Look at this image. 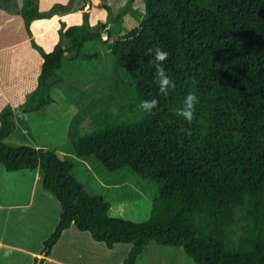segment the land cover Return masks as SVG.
Listing matches in <instances>:
<instances>
[{"label": "trees", "instance_id": "obj_1", "mask_svg": "<svg viewBox=\"0 0 264 264\" xmlns=\"http://www.w3.org/2000/svg\"><path fill=\"white\" fill-rule=\"evenodd\" d=\"M75 1L40 10L38 0H0V7L19 13L31 34L33 19L68 12ZM132 1L110 12L108 23L117 26L127 11L141 13ZM105 25L91 24L83 11L80 23L61 21L51 50L31 38L43 57L37 83L23 102L0 108V164L7 170L38 168L43 188L60 204L43 239L45 254L74 224L107 247L131 243L120 264H136L150 240L180 246L199 264H264V0H144L139 24L111 44L110 94L100 107L91 103L85 110L92 128L75 130L81 115H73L67 136L78 157H94L110 171L127 166L155 180L158 194L148 219L110 214L109 202L86 190L70 173L72 162L55 149L5 140L17 111L53 102L63 59L102 39ZM156 48L169 54L162 67L175 87L166 93L155 75ZM189 93L197 97L191 123L178 115ZM152 99L156 108H139ZM34 258L31 264H42Z\"/></svg>", "mask_w": 264, "mask_h": 264}, {"label": "rangeland", "instance_id": "obj_2", "mask_svg": "<svg viewBox=\"0 0 264 264\" xmlns=\"http://www.w3.org/2000/svg\"><path fill=\"white\" fill-rule=\"evenodd\" d=\"M125 2L126 0H98V3L97 0L95 2L94 0L74 2L73 9H78L79 13L88 11L91 24L107 21L108 25L100 26V29H103L102 39L87 41L77 57L63 59L58 69L62 75V81L51 88L55 103L50 104L49 107H54V110L23 112V118L16 116L17 126L5 140L11 144H38V146L55 149L64 159L72 162L70 173L83 183L86 190L102 195L109 202L110 214L139 222L150 216L152 200L158 194L155 180L148 177L142 178L127 166L110 171L94 157L80 158L74 153L73 145L67 136L70 121L76 113H79L81 117L74 129H79L82 133L90 130L92 128L90 113L85 110L91 108L89 107L91 103L94 104V108L100 107L104 104L105 95L110 94L108 85L112 81L114 59L111 44L127 29L138 25L144 12V0H133L131 6L139 9L141 13L138 12L137 16H134L131 11H127L117 26L110 21L108 23L109 19L112 21L110 12L114 14ZM13 37L16 36L13 35ZM6 40L7 38L1 35L0 45ZM33 173L31 168L7 170L0 164V201L4 202L6 199L7 202H26L31 189ZM44 190L56 201L59 217V202L51 192ZM51 210L52 205L45 206V212H47L41 215L35 206L26 208L22 213L7 214L5 210H0V241L4 243L16 241L26 249L39 247V250L42 249L43 239L51 231L47 232V222L49 219L54 221ZM114 247L112 250L108 249L103 241L93 239L88 230H79L72 224L68 230L63 231L51 255L60 260L71 261L68 264L118 263L124 247L122 243ZM10 251L11 248L8 247L0 248V264H4L3 259ZM17 253L13 254L14 258L15 256L21 258L22 262L26 257L31 262L35 259L27 254ZM39 255L45 256V252H40ZM52 256L48 257V264H55L54 260H51L54 259ZM136 264L199 263L186 255L180 246H163L150 240L139 255Z\"/></svg>", "mask_w": 264, "mask_h": 264}, {"label": "crops", "instance_id": "obj_3", "mask_svg": "<svg viewBox=\"0 0 264 264\" xmlns=\"http://www.w3.org/2000/svg\"><path fill=\"white\" fill-rule=\"evenodd\" d=\"M67 1L68 0H56L54 2L66 3ZM95 1L96 0H94V2ZM54 2H52L49 6H43L41 4V0H39V8L40 10L48 9ZM61 21H64L66 25L80 23L82 22V14L79 13L78 9L74 8L68 12L56 13L51 17L33 19L30 23L31 34H29L28 32H26L23 18L19 13L8 12L0 8V34L4 35L7 38V40L0 45V53L4 52L2 55H0V108L5 104L16 105L23 102L30 96L37 83V76L43 62V57L40 53H38L39 51L32 46L31 38H33L36 43L40 44L45 50H51L54 44L58 41V29L61 25ZM13 35H15L16 37H13ZM10 38L13 39L11 41H8V39ZM48 43H50V46H48ZM54 100L51 104L55 103ZM49 106L50 104L41 110H46L45 112L54 110V107L51 108ZM16 116L17 115L14 116L15 120L18 119ZM17 123L18 122H16V126ZM36 145L38 146V144H35V146ZM33 172V179L32 184L30 185L31 189L29 192L28 200L26 202L14 203L12 201L7 202L5 199L4 202L0 201V206H2L0 210H5L7 214H10L11 212L22 213V211L26 210V208L35 206V208L41 212V215L45 214L48 211L47 209V211L45 212V206L52 205L51 213L54 216V221L51 219L48 220L47 232L50 230L52 231L55 226L54 224L58 219L56 218L58 217V205L56 201L52 199V197H50V195L42 188V184L41 182H39L41 180V173L39 169L35 168L33 169ZM40 221H42V219ZM69 227L64 230H68ZM62 234L60 235L59 239L61 238ZM59 239L53 245L51 252L48 255L45 254V256L39 255L40 252H45L43 249L39 250L40 247L34 249H26L20 243L17 244L16 241H8L9 243L0 241V248H11V251L6 254L3 262L4 264L32 263L28 257H26L23 262L21 258H18L16 256L14 258L13 254H18L17 252H19L20 254L23 253L32 257L38 255L37 262L42 261V264H48L49 261H47V259L49 256H52V250L58 243ZM121 243L124 247L123 251H121L122 257L120 258L118 263L111 264L121 263L123 258L126 256L131 243L117 242L112 247H107L108 249L112 250L115 248V245L118 246ZM9 253H11V255ZM52 257L54 259L51 260H54L55 264H68L71 262L69 260H60L54 256Z\"/></svg>", "mask_w": 264, "mask_h": 264}, {"label": "clouds", "instance_id": "obj_4", "mask_svg": "<svg viewBox=\"0 0 264 264\" xmlns=\"http://www.w3.org/2000/svg\"><path fill=\"white\" fill-rule=\"evenodd\" d=\"M149 51H153L150 49ZM168 53L166 51L161 50L160 48H156L154 50V60H155V75L158 81V87L160 92L166 93L169 88L175 87L172 79L167 75L164 68L162 67V62L165 61L168 57ZM197 103L196 95L189 93L183 102V107L179 109L178 115L184 118L187 122L191 123L194 118L195 105ZM158 106V100H145L142 101L139 105V108L143 111L150 112L152 109ZM16 115L18 117L23 118V113L17 111Z\"/></svg>", "mask_w": 264, "mask_h": 264}, {"label": "bare ground", "instance_id": "obj_5", "mask_svg": "<svg viewBox=\"0 0 264 264\" xmlns=\"http://www.w3.org/2000/svg\"><path fill=\"white\" fill-rule=\"evenodd\" d=\"M54 1H56V0H41V4L43 6H49ZM59 1H61V0H59Z\"/></svg>", "mask_w": 264, "mask_h": 264}]
</instances>
